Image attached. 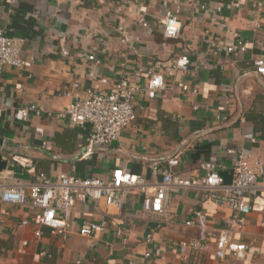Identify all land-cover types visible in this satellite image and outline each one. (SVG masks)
<instances>
[{"label": "crops", "instance_id": "obj_1", "mask_svg": "<svg viewBox=\"0 0 264 264\" xmlns=\"http://www.w3.org/2000/svg\"><path fill=\"white\" fill-rule=\"evenodd\" d=\"M203 3L212 10L222 5V12H204L194 0H0V29L24 42V66L0 71L3 185L29 186L39 174L52 181L62 175L108 181L120 168L144 178L153 195L171 169L201 183L206 162L216 164L224 184H231L232 150L249 151L264 162V76L254 66L264 60V0ZM167 11L182 23L176 38L164 36ZM142 16L148 28L140 24ZM237 39L246 51L227 53L226 46ZM90 55L100 63L90 61ZM183 55L191 60L188 72L173 69ZM149 71L165 82L153 99L146 93ZM103 78L108 84L100 82ZM123 79L140 87L135 123L118 143L82 159L89 130L62 116L72 102L64 88L79 82L85 89L106 91ZM31 105L41 114L16 122V110ZM173 157L179 160L176 167L168 164ZM260 185L258 195L247 198L251 212L244 229L233 236L248 246L241 260L231 254L216 257V238L230 228L233 211L206 200L195 186L173 188L162 214L144 210L145 194L137 188L124 195L121 207L104 200L77 202L67 239L34 222L40 208L0 201V264H264V176ZM197 209L208 218L201 252L180 246L199 236L198 227L185 225ZM101 219L108 222L105 232L79 234L83 221ZM147 252L153 257L145 261Z\"/></svg>", "mask_w": 264, "mask_h": 264}, {"label": "built area", "instance_id": "obj_2", "mask_svg": "<svg viewBox=\"0 0 264 264\" xmlns=\"http://www.w3.org/2000/svg\"><path fill=\"white\" fill-rule=\"evenodd\" d=\"M145 2L146 0H132ZM200 4L204 12L213 14L221 13L223 6L219 5L215 10L210 9L203 3V0H194ZM233 7L239 8L240 3L235 2ZM140 24L148 28L149 24L142 16ZM226 27V24H222ZM164 36L166 38H176L179 36L182 23L167 11L163 22ZM24 42L20 38L9 36L0 29V71L5 67L22 68ZM247 49L242 40H236L226 46L225 51L229 54L245 52ZM90 61L100 63L93 56H88ZM190 57L180 56L175 60L173 69L180 72H188L190 68ZM254 66L259 74L264 76V60H255ZM151 79L147 85L146 93L150 99L155 98L158 91L165 88L164 78L161 75L149 71ZM102 84H108V79L100 80ZM183 90H188V86L179 84ZM140 87L127 80L116 81L108 90H94L93 88H83L79 82H73L66 86L63 95L72 99L71 104L64 110L63 117L68 118L71 124L80 129H88L89 134L85 145L81 151L82 159L91 158L96 152L107 147H112L118 143L124 131L135 123L137 119L135 96ZM1 111V110H0ZM41 114L36 106L31 105L16 110L14 120L16 122L28 121L31 114ZM253 142L255 139L252 140ZM236 156V162L232 171V182L224 184L222 177L217 172L214 163L206 162L202 168L206 172L204 180L200 183L182 177L178 172L168 170L162 174L161 182L158 184L155 194L150 195L146 190L144 178L133 175L120 168L114 170L112 177L104 181L97 177L82 178L75 175H62L56 181H52L45 174L36 176L33 184L29 186L16 185L4 186L0 175V201L6 204L28 206L40 208L41 216L34 220L40 226L51 229L52 234L68 238L70 216L73 207L77 202L104 200L108 206L121 207L124 195L131 189L137 188L145 194L143 207L148 213L162 214L169 201L170 191L175 188H192L199 186L203 189V197L213 202L215 205L224 206L233 211L232 223L229 229L221 230L216 238V257L223 260L231 254L235 258L244 259L248 246L234 240V233L244 229L246 216L251 212L247 198L258 195L261 185L260 179L264 176V162L254 157L249 151L232 150L229 151ZM169 166L176 167L179 164L177 157H173L168 162ZM154 174H158V164L152 165ZM29 221H24L23 225H28ZM188 227H198L199 236L197 239L182 243V248L201 252L206 247L208 240V218L202 209H197L192 216L185 221ZM108 228L106 219L99 222L85 220L79 227V234L83 237H96L105 232ZM121 231L117 232L121 235ZM35 235L41 237V231H36ZM150 235L146 242H151ZM159 250L155 254L158 256ZM153 253L147 252L142 258L150 260ZM184 260H187L184 257Z\"/></svg>", "mask_w": 264, "mask_h": 264}]
</instances>
